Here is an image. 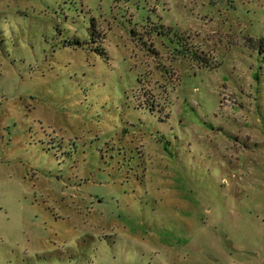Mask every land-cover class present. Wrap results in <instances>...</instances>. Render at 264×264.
Returning <instances> with one entry per match:
<instances>
[{"label": "rangeland", "instance_id": "374dc122", "mask_svg": "<svg viewBox=\"0 0 264 264\" xmlns=\"http://www.w3.org/2000/svg\"><path fill=\"white\" fill-rule=\"evenodd\" d=\"M262 37L264 0H0V264H264Z\"/></svg>", "mask_w": 264, "mask_h": 264}, {"label": "trees", "instance_id": "16d2710c", "mask_svg": "<svg viewBox=\"0 0 264 264\" xmlns=\"http://www.w3.org/2000/svg\"><path fill=\"white\" fill-rule=\"evenodd\" d=\"M249 40L252 41L253 39L250 38ZM258 41H259L261 44H263V46H264V37L259 38ZM179 44H180V42H179ZM180 45H181V44H180ZM192 51H193L192 53L194 54V57L196 58V60H198V59H202L203 61L206 60L205 62L209 64V62H208L207 58H205V56H202V55L198 54L197 51H194V50H192ZM196 54L198 55V57H197Z\"/></svg>", "mask_w": 264, "mask_h": 264}]
</instances>
